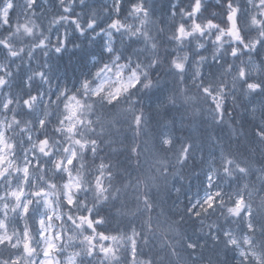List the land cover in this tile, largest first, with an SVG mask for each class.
<instances>
[{"label":"clouds","instance_id":"clouds-1","mask_svg":"<svg viewBox=\"0 0 264 264\" xmlns=\"http://www.w3.org/2000/svg\"><path fill=\"white\" fill-rule=\"evenodd\" d=\"M261 5L0 0V264H264Z\"/></svg>","mask_w":264,"mask_h":264},{"label":"snow or ice","instance_id":"snow-or-ice-1","mask_svg":"<svg viewBox=\"0 0 264 264\" xmlns=\"http://www.w3.org/2000/svg\"><path fill=\"white\" fill-rule=\"evenodd\" d=\"M264 6V5H261ZM9 7H12V5H9ZM0 87H3L2 85H0ZM24 103H27V101L25 100ZM5 107H7V105H5ZM69 163H71V161H69ZM211 200V198H209ZM11 237L7 238V239H2L0 238V246H2L3 244H11ZM194 247V246H193ZM14 264H18V262H14Z\"/></svg>","mask_w":264,"mask_h":264}]
</instances>
